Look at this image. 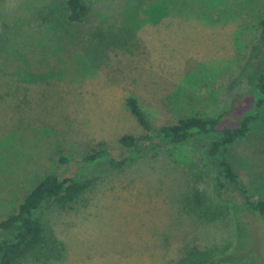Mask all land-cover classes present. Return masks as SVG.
<instances>
[{
    "label": "rangeland",
    "instance_id": "obj_1",
    "mask_svg": "<svg viewBox=\"0 0 264 264\" xmlns=\"http://www.w3.org/2000/svg\"><path fill=\"white\" fill-rule=\"evenodd\" d=\"M66 1L0 0V219L48 173L92 181L77 202L41 207L46 239L17 264H264V221L243 214L238 228L216 194L219 130L133 150L119 141L143 134L129 96L153 125L255 112L264 0H85L75 23ZM101 143L107 155L83 163ZM223 157L264 198V112ZM243 222L249 248L235 255Z\"/></svg>",
    "mask_w": 264,
    "mask_h": 264
},
{
    "label": "trees",
    "instance_id": "obj_2",
    "mask_svg": "<svg viewBox=\"0 0 264 264\" xmlns=\"http://www.w3.org/2000/svg\"><path fill=\"white\" fill-rule=\"evenodd\" d=\"M66 9L68 20L74 23L84 20L90 12V6L85 0H67ZM260 25L264 27V16ZM257 87L260 97L256 101V111L251 114L234 116L226 111L211 117L191 115L180 117L175 122L160 125H153L138 99L135 96H129L126 99V104L142 127L143 134L136 136L125 133L119 138V141L129 150H133L141 143H147L146 147L148 148L160 146L162 142L181 144L195 136L219 130L220 137L212 141L209 149V158L217 165L214 177L216 194L226 206L237 209L233 211V214L238 228L241 227V220L237 217L243 214L264 221V198L251 199L247 191L238 186L239 176L233 162L226 157L218 159L220 153L228 151L231 146L247 137L254 122L262 117L264 112V68L257 77ZM228 118L234 119L237 124L235 126L224 125L219 129L220 125ZM105 155H107V149L101 143V147L84 156L82 162L89 163ZM65 160L67 159L62 158V161ZM109 164L114 168H121L127 164V160L111 157ZM91 185L92 181L85 178L61 177L53 172L44 175L25 195L17 210L0 219V233H10V236L0 240V264H17L23 258L36 252L44 243L46 228L38 215L43 205L54 204L60 207L71 205L77 202L90 189ZM235 190L241 191L243 198L241 202H237L238 195L235 194ZM195 197L200 198L198 192L195 193ZM242 226L244 232L239 234L240 240L233 249L235 255L238 254V251H242L246 247L249 248L247 224L243 222ZM218 261L205 259L183 264H217Z\"/></svg>",
    "mask_w": 264,
    "mask_h": 264
}]
</instances>
